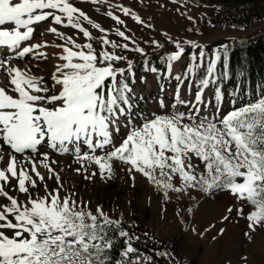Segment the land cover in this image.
Here are the masks:
<instances>
[{"label": "snow or ice", "instance_id": "6c2138e0", "mask_svg": "<svg viewBox=\"0 0 264 264\" xmlns=\"http://www.w3.org/2000/svg\"><path fill=\"white\" fill-rule=\"evenodd\" d=\"M115 7L143 23L129 8ZM105 14L124 24L113 11ZM84 23L100 35L94 36ZM62 29L75 30L85 42ZM114 31L128 43L109 39V30L73 0H0V264H151L153 258L133 245L140 239L129 230L134 224L125 228L122 218L113 220L101 206L93 212L75 192L61 195L63 169H56L60 161L53 155L72 156L78 165L73 171L85 180H112L118 163L130 180L135 182L139 174L165 201L170 194L193 199L192 191H227L240 205L235 215L247 222L244 235L251 239L250 233L264 230V94L226 114L219 107L213 113L203 111L208 106L205 90L228 76L229 45L218 46L205 63L201 44L169 37L174 45L165 54L169 76L185 56V46L199 49L191 54L185 72L174 77L171 108L176 111L138 116L130 86L135 83L134 62L123 52L147 53L125 31ZM49 35L59 42L43 39ZM151 43L164 48L155 40ZM53 58L46 81L33 68ZM147 70L157 72L155 67ZM185 80L189 89L197 86L191 104L181 99ZM215 99H222L219 88ZM177 105L189 110L180 111ZM160 107L169 108L163 101ZM91 166L96 170L89 172ZM49 180L56 184L51 190ZM41 186L43 196L33 192ZM229 220V215L221 218L222 223ZM225 232L221 228L217 235Z\"/></svg>", "mask_w": 264, "mask_h": 264}, {"label": "rangeland", "instance_id": "374dc122", "mask_svg": "<svg viewBox=\"0 0 264 264\" xmlns=\"http://www.w3.org/2000/svg\"><path fill=\"white\" fill-rule=\"evenodd\" d=\"M76 6L81 8L94 22H98L105 29L109 30V39L117 40L119 43H128L115 36V29L119 28L125 31V34L132 37L136 45L142 47L147 56H141L136 52H123L133 63V74L135 83H131L135 96L133 104L136 105L135 112L144 115L163 114L167 110L176 111L171 108L175 103V90L177 81L174 77L182 75L187 66L191 63L190 57L193 49L186 47V54L181 61L173 66L171 76L168 75L166 67L165 54L174 50V45L168 42V38L176 40L191 39L201 45H209L217 40L237 39L245 37V33L252 28L259 26L251 35L264 30V20L255 21L248 29L242 30L236 27L214 26L210 21L203 19V15L214 13L215 10L222 12L247 11L252 6L264 9V0H254L251 3L241 2L240 0H109L108 3L91 4L73 0ZM122 5L127 7L136 16H139L143 23H137L131 15L125 16L123 12L115 7ZM113 11L119 16L123 25H117L105 13ZM191 17V19H189ZM94 36L100 33L92 29L90 25L84 23ZM191 29V31H189ZM67 35L77 37V42L84 43L82 34L72 29H62ZM38 39H41L38 37ZM52 43H58L52 36L43 37ZM155 40L164 44V48H156L151 42ZM205 40L206 42H198ZM95 44V42H94ZM136 45H131L134 47ZM51 53L53 49H48ZM189 57V59H188ZM55 59L44 61L42 67H34V72L49 80L50 73L53 71ZM188 63V64H187ZM139 64L141 70L136 68ZM121 66H124L123 62ZM155 67L156 73L147 69ZM131 80V77H130ZM144 80V83H141ZM188 80L181 86V99L194 103L195 92L197 90L194 83L192 88L187 87ZM219 88L222 99L217 102L215 99V90ZM190 91V92H189ZM205 95V101L208 104L203 108L206 113H213L216 107H219L222 113L226 114L234 107L255 101L264 94V86L258 87L254 97L250 94H225L222 88L216 84L210 85ZM142 97V99H141ZM165 102L169 108H161L160 102ZM189 104V108H190ZM180 111L187 112L189 108L177 106ZM126 129L122 128L121 134ZM118 139V138H117ZM54 159L60 161L55 165L60 171L64 180L65 188L61 195L71 192L76 193V198L89 204L93 212L97 206H101L105 213L109 214L113 220L118 218H127L129 214V205L135 201V206L140 207V213L145 211L149 214L147 225L153 229L156 235L165 240H174L179 246L180 253L183 256L184 264L194 262L196 264H264V230L258 229L255 233H250L251 239L244 235L247 229V222L235 215V209L239 203L235 197L227 191L216 190L210 195L192 191L193 199L187 196L179 197L178 194H170L171 199L165 201L162 195L149 185L142 177L137 174L135 182L129 179V174L123 170L124 166L118 163L114 165L115 176L112 180L104 182L98 177L92 180H85L83 174L78 175L73 169L78 165L74 162L72 156L53 155ZM198 163V161H196ZM95 166L89 168V172L95 171ZM199 171V169H198ZM15 184V181L12 182ZM134 183V186H133ZM175 183V181H174ZM113 187L115 194L110 195L109 201L114 202L113 206L107 205L108 201L105 193L101 192L105 187ZM56 187L53 180L48 181V189ZM34 193L43 196L45 194L43 186L33 190ZM116 193L121 195L117 196ZM20 199H24L23 194L16 193ZM116 207V209H115ZM233 208L229 214L227 209ZM192 212L189 213L188 209ZM251 206L245 208L247 213ZM224 215H229L230 220L221 222ZM215 225V227H211ZM195 229L194 233L192 229ZM221 228H226L223 235H217ZM205 229H210L204 232ZM196 233H204L200 238ZM216 237L213 241L212 237ZM245 257L247 259H245Z\"/></svg>", "mask_w": 264, "mask_h": 264}, {"label": "trees", "instance_id": "16d2710c", "mask_svg": "<svg viewBox=\"0 0 264 264\" xmlns=\"http://www.w3.org/2000/svg\"><path fill=\"white\" fill-rule=\"evenodd\" d=\"M241 2L251 3L254 0H240ZM203 19L209 20L214 26L219 27H236L246 30L255 21L264 20V9L252 6L247 11L222 12L215 10L214 13L205 14ZM227 44L230 47L228 76L217 81L225 94L248 93L254 97L258 87L264 86V30L252 36H245L237 39L217 40L210 45H202L205 51V63L211 57L212 52L220 45ZM197 54L199 49L193 50ZM189 59V57H188ZM136 68L141 70L139 64ZM204 70L197 73L203 77ZM197 87V86H196ZM113 187H105L101 192L105 193L107 205L113 206L114 202L109 201L110 195L115 194ZM117 196L121 195L116 193ZM140 207L135 206V201L129 205V214L124 221L125 228L130 224L135 227L129 229L139 236L138 241H133V245L139 249L145 256L152 257L151 264H184L183 256L180 253L179 246L174 240H165L156 235L147 223L149 214L147 211L140 213ZM116 209V207H115ZM147 233V236L144 234ZM117 250H119V241ZM158 253H167V255H158ZM119 258V257H117ZM189 264H196L191 262Z\"/></svg>", "mask_w": 264, "mask_h": 264}, {"label": "water", "instance_id": "95a60500", "mask_svg": "<svg viewBox=\"0 0 264 264\" xmlns=\"http://www.w3.org/2000/svg\"><path fill=\"white\" fill-rule=\"evenodd\" d=\"M262 25H264V23ZM258 27H260V25L252 28L248 32H245V36L251 35L256 29H258ZM201 42H206V41H201Z\"/></svg>", "mask_w": 264, "mask_h": 264}, {"label": "bare ground", "instance_id": "6f19581e", "mask_svg": "<svg viewBox=\"0 0 264 264\" xmlns=\"http://www.w3.org/2000/svg\"><path fill=\"white\" fill-rule=\"evenodd\" d=\"M202 41H205V40H202ZM198 42H201V40H199ZM40 67H42L41 63H40ZM33 71H34V68H33ZM40 74H41V73H40ZM40 74H39V75H40ZM189 92H190V91H189ZM207 92H208V91H207V89H206V90H205V95L208 94ZM177 106H178L180 109H181V107H184L183 105H177Z\"/></svg>", "mask_w": 264, "mask_h": 264}]
</instances>
